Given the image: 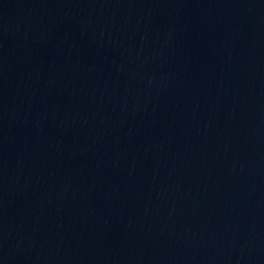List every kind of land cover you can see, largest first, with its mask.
<instances>
[{
  "label": "water",
  "instance_id": "1",
  "mask_svg": "<svg viewBox=\"0 0 264 264\" xmlns=\"http://www.w3.org/2000/svg\"><path fill=\"white\" fill-rule=\"evenodd\" d=\"M0 264H264V0H0Z\"/></svg>",
  "mask_w": 264,
  "mask_h": 264
}]
</instances>
